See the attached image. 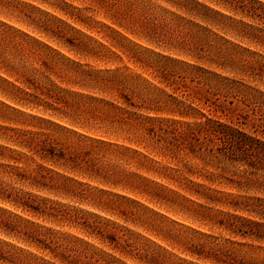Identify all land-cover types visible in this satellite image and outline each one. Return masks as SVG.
Here are the masks:
<instances>
[{
    "label": "rangeland",
    "instance_id": "obj_1",
    "mask_svg": "<svg viewBox=\"0 0 264 264\" xmlns=\"http://www.w3.org/2000/svg\"><path fill=\"white\" fill-rule=\"evenodd\" d=\"M264 0H0V264H264Z\"/></svg>",
    "mask_w": 264,
    "mask_h": 264
},
{
    "label": "trees",
    "instance_id": "obj_2",
    "mask_svg": "<svg viewBox=\"0 0 264 264\" xmlns=\"http://www.w3.org/2000/svg\"><path fill=\"white\" fill-rule=\"evenodd\" d=\"M219 141L222 147L219 149V152L228 158L234 159V157L241 161V159L246 163L250 168L257 169L260 166H264V150L252 151L249 147L245 148L243 144L236 142L233 139L232 134L229 130L227 131H218Z\"/></svg>",
    "mask_w": 264,
    "mask_h": 264
}]
</instances>
